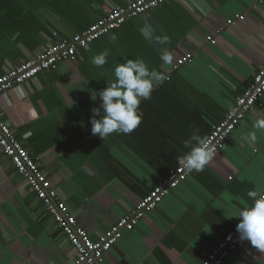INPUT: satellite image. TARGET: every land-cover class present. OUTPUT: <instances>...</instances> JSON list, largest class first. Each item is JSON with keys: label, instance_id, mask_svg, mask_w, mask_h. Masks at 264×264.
Returning a JSON list of instances; mask_svg holds the SVG:
<instances>
[{"label": "crops", "instance_id": "crops-1", "mask_svg": "<svg viewBox=\"0 0 264 264\" xmlns=\"http://www.w3.org/2000/svg\"><path fill=\"white\" fill-rule=\"evenodd\" d=\"M131 1L0 0V76ZM105 49L107 63L96 67L92 57ZM165 50L171 65L160 59ZM127 60H142L165 79L149 99L141 98L142 119L133 132L101 140L91 133V109L102 103L99 90L115 80L114 67ZM263 64L264 0H174L1 95L0 115L58 200L97 240L180 165L193 131L208 137ZM261 117L264 99L203 171H194L134 230L122 232L103 264H201L233 229L231 212L252 203L247 192L264 191V131L253 128ZM250 131L257 133L255 143L246 139ZM74 258L0 152V264H70ZM223 264H264V252L245 240Z\"/></svg>", "mask_w": 264, "mask_h": 264}, {"label": "built area", "instance_id": "built-area-1", "mask_svg": "<svg viewBox=\"0 0 264 264\" xmlns=\"http://www.w3.org/2000/svg\"><path fill=\"white\" fill-rule=\"evenodd\" d=\"M174 0H132L126 8H115L102 18L69 39L51 43L34 59L22 63L7 74L0 76V96L32 80L36 75L49 70L57 64L75 58L78 51L111 31L120 28L126 21L139 15L147 14L162 4ZM237 15L234 19L238 20ZM232 20L227 24H231ZM55 36V35H54ZM211 44L215 42L208 38ZM264 99V64L255 74L249 87L235 98L233 106L227 111L221 122L210 132L207 139L213 155L223 150L225 142L235 131L255 104ZM0 152L8 158L14 173L18 175L41 204L47 216L51 218L60 233L75 252L70 264H103V255L122 237L123 231H132L147 212L155 210L161 201L195 171L188 172L181 165L172 170L140 202L107 228L97 240H92L88 233L78 225L67 206L58 200L55 189L51 186L40 166L31 158L28 150L16 138L11 126L0 115ZM264 192V191H263ZM225 238L206 255L201 264H223L244 242L239 239L236 225Z\"/></svg>", "mask_w": 264, "mask_h": 264}, {"label": "clouds", "instance_id": "clouds-1", "mask_svg": "<svg viewBox=\"0 0 264 264\" xmlns=\"http://www.w3.org/2000/svg\"><path fill=\"white\" fill-rule=\"evenodd\" d=\"M112 39H116L115 35ZM108 56L109 51L105 49L92 57L91 62L96 67H103ZM160 59L171 65L173 55L165 50ZM113 72L115 80L99 90L98 97L102 103L91 109V133L94 136L98 135L101 140L114 132L126 135L133 132L142 119V113L138 111L141 98L149 99L154 85L162 83L165 79L161 73L155 71L150 73L142 60L119 63ZM253 128L264 131V117L256 119ZM246 139L255 143L257 133L250 131ZM209 143L207 137L199 135V130L193 131L190 138L185 141V146L192 145L190 151L183 157H178V163L189 173L193 170L203 171L213 157ZM247 197L252 203L248 207L232 211L231 215L239 221L236 225L239 239L250 242L253 248L264 252V192L251 189L247 192Z\"/></svg>", "mask_w": 264, "mask_h": 264}]
</instances>
